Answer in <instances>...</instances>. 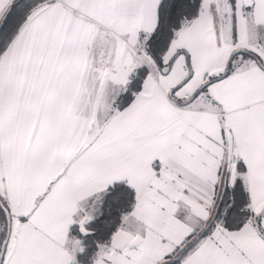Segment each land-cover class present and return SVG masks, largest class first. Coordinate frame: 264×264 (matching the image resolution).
<instances>
[{"label": "snow or ice", "instance_id": "1", "mask_svg": "<svg viewBox=\"0 0 264 264\" xmlns=\"http://www.w3.org/2000/svg\"><path fill=\"white\" fill-rule=\"evenodd\" d=\"M0 264H264V0H0Z\"/></svg>", "mask_w": 264, "mask_h": 264}]
</instances>
